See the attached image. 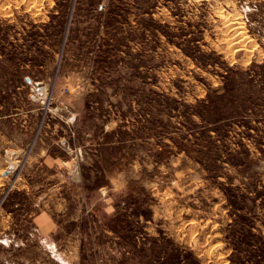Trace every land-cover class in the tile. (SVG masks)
I'll list each match as a JSON object with an SVG mask.
<instances>
[{"label": "rangeland", "instance_id": "374dc122", "mask_svg": "<svg viewBox=\"0 0 264 264\" xmlns=\"http://www.w3.org/2000/svg\"><path fill=\"white\" fill-rule=\"evenodd\" d=\"M0 264H264V0H0Z\"/></svg>", "mask_w": 264, "mask_h": 264}, {"label": "water", "instance_id": "95a60500", "mask_svg": "<svg viewBox=\"0 0 264 264\" xmlns=\"http://www.w3.org/2000/svg\"><path fill=\"white\" fill-rule=\"evenodd\" d=\"M27 80L30 82V79L29 78H27Z\"/></svg>", "mask_w": 264, "mask_h": 264}, {"label": "bare ground", "instance_id": "6f19581e", "mask_svg": "<svg viewBox=\"0 0 264 264\" xmlns=\"http://www.w3.org/2000/svg\"><path fill=\"white\" fill-rule=\"evenodd\" d=\"M229 24V23H228ZM237 30H239V29H237ZM244 37V36H243Z\"/></svg>", "mask_w": 264, "mask_h": 264}]
</instances>
